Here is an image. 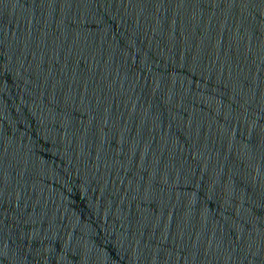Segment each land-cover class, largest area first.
I'll list each match as a JSON object with an SVG mask.
<instances>
[{
  "label": "water",
  "instance_id": "obj_1",
  "mask_svg": "<svg viewBox=\"0 0 264 264\" xmlns=\"http://www.w3.org/2000/svg\"><path fill=\"white\" fill-rule=\"evenodd\" d=\"M0 264H264V0H0Z\"/></svg>",
  "mask_w": 264,
  "mask_h": 264
}]
</instances>
